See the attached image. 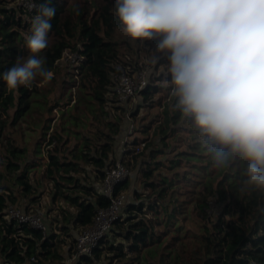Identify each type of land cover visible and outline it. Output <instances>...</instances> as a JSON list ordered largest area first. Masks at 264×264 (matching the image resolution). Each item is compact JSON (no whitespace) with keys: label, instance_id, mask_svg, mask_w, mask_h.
Returning <instances> with one entry per match:
<instances>
[{"label":"trees","instance_id":"16d2710c","mask_svg":"<svg viewBox=\"0 0 264 264\" xmlns=\"http://www.w3.org/2000/svg\"><path fill=\"white\" fill-rule=\"evenodd\" d=\"M36 2L39 9L46 0ZM51 6L48 46L33 54L25 36L38 9L0 0V264H264V190L244 183L247 161L215 166L174 110L158 39H137L135 48L118 36L115 0ZM66 50L84 57L77 78V66L62 59ZM32 56L45 60L53 79L41 84L38 76L31 88L9 91L2 74ZM62 64L68 72L57 84ZM120 68H148V85L132 101L114 94ZM126 117L134 130L131 140L120 137L121 161L137 172V185L131 173L115 185L114 196L132 197L92 255H79V231L111 203L97 184L116 165ZM46 193L52 206L43 215ZM10 206L41 213L46 231L9 219Z\"/></svg>","mask_w":264,"mask_h":264},{"label":"clouds","instance_id":"9594fccd","mask_svg":"<svg viewBox=\"0 0 264 264\" xmlns=\"http://www.w3.org/2000/svg\"><path fill=\"white\" fill-rule=\"evenodd\" d=\"M125 35L158 39L167 56L174 110L191 123L215 166L247 161L246 185L264 190V0H115ZM30 4L29 7H34ZM46 0L25 42L36 54L48 46ZM154 61L160 57L155 55ZM45 60L32 56L2 74L9 91L50 82Z\"/></svg>","mask_w":264,"mask_h":264},{"label":"built area","instance_id":"2783aa9c","mask_svg":"<svg viewBox=\"0 0 264 264\" xmlns=\"http://www.w3.org/2000/svg\"><path fill=\"white\" fill-rule=\"evenodd\" d=\"M19 7L24 8L33 14L38 9L36 0H16ZM34 4V7H29ZM64 61L72 62L77 66L75 77L79 76L82 68L85 66L84 57L73 50H66L62 57ZM148 68L130 70L128 68H120L114 74V94L120 102L128 101L138 91L144 89L148 85L149 75ZM125 141H123L124 144ZM143 145L136 148V152L142 150ZM126 149L123 151V153ZM121 155V156H118ZM117 155L116 165L107 170L106 177L102 184H97L99 192L106 194L111 198V203L105 208H99L94 217L92 226L83 228L79 231L75 243V249L79 255H92L101 240L111 232L114 222L122 215L123 207L126 203L124 194L114 196L115 185L128 178V169L122 163V153ZM9 219H16L19 223H26L33 227L46 231L47 224L44 222L43 216L38 212H27L22 207L10 206L7 210ZM2 264H11L4 262Z\"/></svg>","mask_w":264,"mask_h":264},{"label":"rangeland","instance_id":"374dc122","mask_svg":"<svg viewBox=\"0 0 264 264\" xmlns=\"http://www.w3.org/2000/svg\"><path fill=\"white\" fill-rule=\"evenodd\" d=\"M117 34H118V36L124 35V36L128 37L129 40H130L131 42L134 43V44L132 43V44H133L132 46L135 47V48L138 47V45H136V41H137V39H136V40H133V39L130 38L129 36L125 35V34L123 33L122 29H121V30H118ZM142 56H145V54H142L141 57H142ZM151 58H152V57H151ZM65 68H66V67H65L64 64H62V65L59 66V72H58L59 75L57 74V77H58L59 81H58L57 84H59L60 82H62V80L59 78V77H61V75H62V78L65 76V74L67 75V72H68V71H67ZM151 72L155 73L153 70H152ZM148 75H149V72H148ZM69 80H71V77H69ZM47 87H51V85H48ZM52 92L56 94V88H54V89L52 90ZM54 96H55V95H54ZM135 98H136V97H135V95H134L132 98L129 99V101H132V100H134ZM34 117H35L36 119H38V118L40 117V114H35ZM123 127H124V129H123L122 135L119 136V138H120V137H123V138H126L128 141L131 140V139H130L131 137L129 136V134H131L132 131L134 130V126H133V124L130 122L129 117H126V120H125V122H124ZM130 129H131L132 131H131ZM128 132H129V133H128ZM123 138H122V139H123ZM122 139L120 138L119 142H121ZM122 144H123V141H122L121 143H119V145H118V150H119V151L117 152V155L119 154L120 150L123 148V147H122ZM118 156H121V155H118ZM128 170H129V169H128ZM130 173H131V177H132V180H133V181H132V184H133V186H135V185H137V182H136L137 172H131V171H129L128 176L130 175ZM131 195H132V194H130V192H126V193L124 194V196L126 197V199L131 198V197H132ZM43 199H44V200L42 201V205H43L45 208H41V213L44 215V211H45V210L47 211V208L51 207L52 205H51L50 198H49V196H48L47 193L45 194V196H43Z\"/></svg>","mask_w":264,"mask_h":264},{"label":"crops","instance_id":"0c3cea01","mask_svg":"<svg viewBox=\"0 0 264 264\" xmlns=\"http://www.w3.org/2000/svg\"><path fill=\"white\" fill-rule=\"evenodd\" d=\"M127 139L125 138V141H126Z\"/></svg>","mask_w":264,"mask_h":264}]
</instances>
